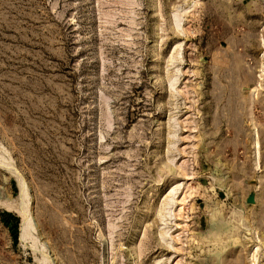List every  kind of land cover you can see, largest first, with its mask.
Masks as SVG:
<instances>
[{
    "label": "rangeland",
    "instance_id": "374dc122",
    "mask_svg": "<svg viewBox=\"0 0 264 264\" xmlns=\"http://www.w3.org/2000/svg\"><path fill=\"white\" fill-rule=\"evenodd\" d=\"M0 264H264V0H0Z\"/></svg>",
    "mask_w": 264,
    "mask_h": 264
},
{
    "label": "water",
    "instance_id": "95a60500",
    "mask_svg": "<svg viewBox=\"0 0 264 264\" xmlns=\"http://www.w3.org/2000/svg\"><path fill=\"white\" fill-rule=\"evenodd\" d=\"M15 165H16V163H15ZM17 166V165H16ZM248 202H255V197L254 196H251V197H249L248 198ZM17 215H18V213H16ZM19 216V215H18ZM21 226V225H20ZM20 236V235H19Z\"/></svg>",
    "mask_w": 264,
    "mask_h": 264
},
{
    "label": "trees",
    "instance_id": "16d2710c",
    "mask_svg": "<svg viewBox=\"0 0 264 264\" xmlns=\"http://www.w3.org/2000/svg\"><path fill=\"white\" fill-rule=\"evenodd\" d=\"M6 214L9 216L8 213H6ZM15 220H16V222H19V217H15Z\"/></svg>",
    "mask_w": 264,
    "mask_h": 264
}]
</instances>
